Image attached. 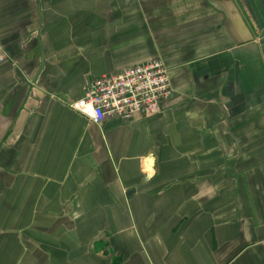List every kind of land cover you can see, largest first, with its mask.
Masks as SVG:
<instances>
[{"label": "crops", "instance_id": "crops-1", "mask_svg": "<svg viewBox=\"0 0 264 264\" xmlns=\"http://www.w3.org/2000/svg\"><path fill=\"white\" fill-rule=\"evenodd\" d=\"M0 264H264V0H0ZM161 112L91 122L151 59Z\"/></svg>", "mask_w": 264, "mask_h": 264}, {"label": "built area", "instance_id": "built-area-1", "mask_svg": "<svg viewBox=\"0 0 264 264\" xmlns=\"http://www.w3.org/2000/svg\"><path fill=\"white\" fill-rule=\"evenodd\" d=\"M7 60L0 45V66ZM172 95L170 71L156 58L88 82L81 98L71 107L96 124L108 117L130 121L136 114L145 118L158 115L161 103Z\"/></svg>", "mask_w": 264, "mask_h": 264}]
</instances>
